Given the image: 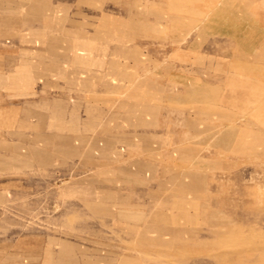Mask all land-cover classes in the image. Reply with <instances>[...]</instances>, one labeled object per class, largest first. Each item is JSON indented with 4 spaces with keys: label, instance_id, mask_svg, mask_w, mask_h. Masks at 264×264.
Returning <instances> with one entry per match:
<instances>
[{
    "label": "rangeland",
    "instance_id": "1",
    "mask_svg": "<svg viewBox=\"0 0 264 264\" xmlns=\"http://www.w3.org/2000/svg\"><path fill=\"white\" fill-rule=\"evenodd\" d=\"M0 264H264V0H0Z\"/></svg>",
    "mask_w": 264,
    "mask_h": 264
}]
</instances>
